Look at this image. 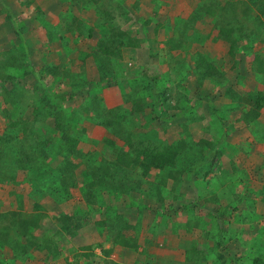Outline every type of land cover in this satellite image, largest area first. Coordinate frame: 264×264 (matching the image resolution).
Listing matches in <instances>:
<instances>
[{"label": "rangeland", "instance_id": "rangeland-1", "mask_svg": "<svg viewBox=\"0 0 264 264\" xmlns=\"http://www.w3.org/2000/svg\"><path fill=\"white\" fill-rule=\"evenodd\" d=\"M121 1L125 0H116V4L113 5L112 0H96L98 9L102 8L107 12H102V15L105 17L106 14L109 15L107 16L109 18L107 23L111 26H106V28L110 31L114 30V37L117 34L119 36L122 31L138 39V45L135 48L123 47L129 53L125 55V59L122 55V61L116 65L121 75L133 71L138 72L143 67L146 70L153 71L157 76H160V79L164 78L166 80L167 74H169L170 82H166L164 85L162 82L164 79L160 80V90L165 87L170 93L166 100L186 102L187 107L193 106L190 112L194 116H199V119L202 118V120L204 114L208 116L211 112L213 118H221L222 120L220 111H216V104H222L219 101L220 96L221 94L224 95L229 86H233L241 93L264 89V84L258 80L256 81L250 74L257 54H259L262 61L261 65L264 68V28L261 27L259 21L264 18V4L262 11L261 9L254 11L250 6L252 0H199L196 7L193 2L190 5L187 4V0H176L178 1L176 4L183 3V5L178 4L174 7L172 9L174 12H179L181 8L188 11L189 7H192L191 10L193 11L174 26H153V24L140 26L141 18L136 14H132L134 20L131 24L127 23L121 26L117 23L119 21L118 16H121L124 10L123 5H120ZM133 1L140 3V0ZM16 2L17 0H0V4H6L9 7L8 11L4 7V11L0 12V70L4 69L5 74L4 78L0 79V91H3L2 93H5L11 99V101L6 102L0 95V135L5 139L7 136H12L13 138L10 137V140L17 142L15 144L13 141L5 143L2 138L0 149L6 146L5 149L10 150L14 145L16 147L22 145L16 154L18 159L8 164V161L5 160L6 162H3L1 166L3 170L0 169V260L6 259L8 261L15 256V251L10 247L11 241H17L18 246L21 248H26L28 242L33 243L32 251L37 249L36 247L41 243L40 241L44 240L46 236L50 239L54 237V240L50 242L57 247L51 243L57 250L68 249V252L72 245L79 249L82 246L95 245L92 243L97 241L98 246L94 249L96 251L100 250L101 254L98 257H110V253L115 247L111 244V240L117 234V231L120 230L124 237L139 238L137 233L140 232L142 226H145L144 222L148 220L147 218L151 217L149 212L141 210L142 207L139 204L144 203L147 210L154 212L157 205L155 197L159 189L158 185H162L161 181L155 183L157 170L149 172L144 177L140 167L119 169L117 173L104 170V172H101L102 180L99 183L96 182V188H90L86 183L87 174L89 173L87 166L93 160L96 164L99 161L102 162V160L114 161L118 151L127 148L124 140L119 136L123 131L118 130L120 125L123 127L125 121L122 120L123 118L119 119L118 117L112 119V115H114L112 110L124 106V95L129 90L128 88L135 89L136 84L135 82L129 84V81L124 78L121 80L117 87L121 92L122 103L117 107H108L103 96L98 95L99 89H90L89 86H87L89 88L87 91L81 89L82 87L78 88L79 91L76 95L71 97L67 89L69 86L88 82V78H84L86 74L90 75L91 78H99L98 80L102 82L112 78L105 77L100 80L102 74L97 72L96 69L86 72L85 59L83 60V69L80 68L81 64L76 59L72 60L71 63L62 62L63 57L59 52L65 48L64 42L57 41L52 45L53 47L50 43H43L42 48L39 50L30 46L33 43L26 40L28 30L31 29L30 26H26V30L23 26L26 32L21 33V29L17 28V25L21 20L32 18L31 13L34 12L29 9L27 3H24L26 0H19L18 4ZM111 4L112 7L109 8ZM258 6L260 7L259 3ZM20 10L21 13H19ZM207 11L215 18L216 26L209 20L211 26H205L204 19L206 15L204 12ZM8 12L13 14L12 19L8 18ZM131 12L137 13L135 8ZM260 12L263 13L258 15ZM199 14L202 15V18L195 20L196 15L201 17ZM116 18L118 21H115ZM122 18L131 19L128 16L125 17V15ZM22 23L27 24L28 20ZM229 26H240L242 28L240 32L235 34L239 41L236 48L233 49V55L229 52L231 42L225 36ZM159 28L160 30H158ZM220 30H223L224 34L220 33ZM252 36L254 40L250 41ZM117 40L119 39L117 38L115 41ZM170 40L178 41L179 47L170 50ZM130 51L133 54H130ZM199 52L209 58L221 70L223 78L219 80L213 78L199 79L197 75V53ZM134 57L135 61H133ZM46 64L55 68L54 74L41 73L40 68ZM20 65H22V71L27 67L29 70H36V72L32 71L23 78L13 79L10 74L17 73ZM40 73L42 75L38 76ZM111 82L113 81L111 80ZM67 102L68 106H66ZM230 103L235 107L232 110L235 112L233 117L240 116V109L237 108L238 103L232 100H230ZM132 104L134 106L135 103L131 101L128 106ZM170 104L173 103H160L161 116L158 124L160 133L154 131V135L145 139L144 136H140V141H144V144L146 141L145 145L153 143V145L162 146L165 144H179L181 140H185L190 144V140L192 143H197L201 138L207 139L205 138V136H208L207 132L201 128L195 135H192L194 128H190V124H187L189 126L188 130L184 129L182 124L174 125L169 118V114L173 110L169 109ZM83 107H89L90 111L84 113L82 111ZM211 109L212 111H210ZM261 110L264 114V107ZM125 111L127 112L126 115L130 114L129 107ZM147 112L149 113L150 110H147ZM87 113L89 116L91 115V119L89 117L84 118ZM100 113L102 118L97 117ZM81 117L83 121L85 120V125L79 123ZM105 117L108 121L112 119L109 122L111 128L100 122H94V118L102 121L106 119ZM130 117L132 118V116ZM120 121H123V123ZM142 121H144L143 117L139 116L131 123L138 125V122ZM232 122L231 117L225 119L220 130L222 134L226 132V127L229 124L231 125ZM89 124H91V127L92 125L102 126L100 134L102 137L94 141L104 143L105 156L98 154L92 142L86 148L85 146H77L79 154H67L66 147L68 145H65L63 138L61 139L63 131L69 129L68 134L74 137L79 144H82L88 139V136H91ZM262 124L256 126L263 128ZM146 132L153 133L149 129H146ZM210 137L213 139L218 138L216 132L212 133ZM134 138L138 140L137 136ZM10 145L12 147H9ZM197 148L191 152L193 157L198 155ZM206 148L204 150H207ZM62 154L67 156L60 166L62 168L66 165L70 167L69 170L73 173L72 184H67L68 181L63 179L60 171H49L61 160ZM0 157H2L1 154ZM34 163L37 166L45 163L47 165L45 168L46 173L47 171L53 173L48 175L45 173L44 176L35 179V175L30 174L29 167H23L25 164L29 166ZM110 165L112 164L106 163L102 167ZM243 179L245 177L241 181ZM218 180L213 179V182H218ZM255 181L256 184L251 183V179L247 177L248 186L243 187L242 191H238V194L236 193L231 197V201H233L230 202V208L226 210L232 215L237 213L244 216L243 221L239 224L230 219L227 222H224V220L219 221L221 230H226V236H229V233L233 234L227 237L225 248L221 247L222 252L232 257L244 258V256H248L247 259L244 258V262L243 260L240 262H243V264H249L254 255L255 247L251 246L250 242H264L262 222H259L256 227L249 219V216L254 212H258L259 209H262V217H264V191L258 190L257 177H255ZM167 188L170 187L167 186ZM175 188H187V185L183 182L179 184L177 182ZM12 189L20 195L18 206H16L17 200L15 201V199L11 200V203L1 201L3 196L10 195L12 197ZM247 191H250L249 195L246 193ZM243 192L245 193L243 194ZM167 209L166 212L171 217L174 214L172 205L170 207L168 205ZM21 212L25 216L37 214V224L28 229L30 230L29 235L19 238L16 228L8 229L7 233L3 231L8 227L6 225L11 223L12 216H19ZM14 213H17V215H14ZM64 215L72 216L79 225L73 236L65 231L66 224H61L58 220ZM105 220L107 221L105 222ZM155 222L151 221L150 218L146 224L155 225ZM159 225L160 222L157 223V227ZM114 226H117V228ZM118 227H121V229H118ZM242 233L249 236L244 235L243 237ZM261 245L264 246L263 243ZM249 248L251 251H249ZM262 250L261 253L257 252V254L264 258V248ZM106 252L108 253L106 254ZM5 254L8 255L5 256ZM67 258L72 260V263L71 260L68 261L69 264H85L86 261V259H82L80 262H75L72 252H69ZM16 261H19V259Z\"/></svg>", "mask_w": 264, "mask_h": 264}, {"label": "crops", "instance_id": "crops-1", "mask_svg": "<svg viewBox=\"0 0 264 264\" xmlns=\"http://www.w3.org/2000/svg\"><path fill=\"white\" fill-rule=\"evenodd\" d=\"M18 1L19 0L16 2L17 4ZM187 1V4L192 5L191 2H193L195 7L198 6L196 3L199 2V0ZM257 1L263 6L264 0ZM176 2L178 1L140 0V3L133 0L129 2L127 0L121 1L120 5H123L124 10L121 13L122 15L118 16L119 21L117 18L115 21H118V25L121 26L127 23L131 24L134 20L132 14H136V16L141 18L140 26H149V24H153V26H174L178 21H182L193 11L191 10L192 7H189L188 11L181 8L179 12H174V10H172L174 7L178 4L181 6L183 5V3L176 4ZM24 3H27L29 9L34 12L31 13L33 17L25 19L28 20L27 24L22 23L25 20L19 21L17 26H25V30L26 26H30L31 29L30 31L28 30V34L26 35V40L33 43L30 46L39 50L42 48L43 43H50L51 47H53L52 45L57 41L61 43L64 42L65 48L59 52L63 57L62 62L71 63L72 60L76 59V61L81 64L80 68L82 67L83 69V60L85 59L84 64L86 65V72H89L91 69H96L97 72L100 73L94 52L97 50L98 46L104 45L105 39L109 38L112 32L107 30L106 26L111 25L107 23L108 21H106V19L104 20L106 17L102 15L103 13L100 11L101 8L98 9L96 0H26ZM254 3L255 0H252L250 4L251 8L254 11L260 9L258 3L255 5ZM112 4L115 5L116 0H112ZM112 4L109 8L112 7ZM0 5V12L4 11V7L6 9L8 8L6 4ZM134 8L137 13L131 12ZM19 13H21V10ZM262 13L263 12H260L258 15ZM204 14L206 15L204 19L205 26H211L210 22L216 26L213 15L208 11L204 12ZM124 15L131 19H123L122 17ZM201 18L202 15L201 17L196 15L195 20ZM158 30H160V28ZM128 53L126 49L124 50L122 48L124 59L125 55ZM130 54L133 53L130 51ZM135 60L134 57L133 61ZM89 76L90 75L86 74L84 77L85 79L88 78L89 88L99 89L98 95L101 94L103 96L108 107H117L121 105V92L117 85H109V87L106 86L102 88L98 83L99 78L95 79L90 76L89 79ZM90 83L91 85H89ZM71 89L72 86H69L67 89L69 94L73 96L76 95L72 93ZM219 101L222 102V104H216V111H220L219 113H221L220 116L222 120L221 118H213L211 112L208 116L204 114L203 120L202 118L199 119V116H195L194 120L190 118L191 121L189 120V122H187V124H190V128H194L192 135H195L201 128L207 132L208 136H205V138H207L206 140L211 142H224L223 153L220 155L219 159L214 162L215 165L211 167V171L205 177L197 175L195 183L189 182V184H186L187 188H177L171 192L170 194H172L174 198L170 195L165 198V210H168V205L169 207L172 205L173 208L174 214L171 217H169L170 214L167 212L164 217L161 212L159 213L156 210L154 212L146 210L151 215V221L156 222L155 225H147L146 222L150 219L147 218L148 220L144 222L145 226H142L140 232L137 233L139 238H133V240L136 241L135 246L115 244V247L110 253V257L107 258L98 257L101 252L100 250H95L98 255L94 258L92 257L88 264H160L165 261L167 264L171 257L178 259L183 258L185 249L190 248L192 242L197 243L198 241L201 244L202 240L199 241L198 239H201V236H204L206 231H212L213 229V232L217 233V225H220V220H224V222L229 221V216H226L227 213L219 209L227 210L230 208V202L233 201H231V197L236 193L238 194V191H242L243 187L248 186L247 177L251 179V183L256 184L255 177L259 174L260 164L262 159H264V141L256 140L253 132L254 125H246L243 123L241 121L242 114L233 117L235 112L232 110L235 109V107L230 103V99L228 100L226 96L221 94ZM66 106H68V102ZM212 109L210 111H212ZM84 116V118L87 117V115ZM229 117H231L233 122L231 125L229 124L230 126L228 125L226 127V132L222 134L220 130L223 127V122L225 119H229ZM263 119L264 114L263 110H261L259 121L262 123V121H264ZM79 123L86 124L82 117L79 118ZM172 123L178 125L179 120L177 122V119H174ZM88 127H91V124H89ZM101 127V125H92L91 136H88V139L82 142V144L78 143V146H85L86 148L91 144V141L102 137V135H100ZM214 132L217 133L218 138H215L218 139L217 141L210 137ZM243 177H245V179L241 181ZM213 178L219 179L218 182L214 183L212 180ZM228 184L231 185V188L227 186ZM257 184L259 186L258 190L261 189V185L258 182ZM252 186L255 189L253 184ZM166 190L168 191V189ZM244 193L245 192H243V194ZM246 193L249 195L250 191ZM8 196H3L1 201L10 202L15 199V201L17 200L16 206H18V197H20L18 192L13 190L11 194L12 197H10V195ZM231 218L232 221L239 224L235 216ZM158 222H160V225L157 227ZM259 222L261 223L260 220H256L253 221L252 224H255L257 227ZM96 242L97 241L92 244H97ZM202 244L204 245V242ZM29 252L30 254L25 256L23 264H43V261H45L44 264H69L68 261L71 260L67 258L69 255L68 249L59 250L55 254L47 252L41 253V251L37 249L32 251L29 250ZM7 255L8 254H5V256ZM207 257H209V264H218V261L211 255L207 254ZM108 258H112L113 260ZM17 262V264H20L21 260ZM85 264H87V262Z\"/></svg>", "mask_w": 264, "mask_h": 264}, {"label": "trees", "instance_id": "trees-1", "mask_svg": "<svg viewBox=\"0 0 264 264\" xmlns=\"http://www.w3.org/2000/svg\"><path fill=\"white\" fill-rule=\"evenodd\" d=\"M258 1L255 0L254 4H257ZM263 5V4H262ZM260 9H263V6L260 5ZM9 10V7L6 9ZM101 12H105V9H100ZM109 15L106 14V21L109 20L107 17ZM13 14L8 12V18L12 19ZM261 22V27L264 28V18L259 20ZM17 28L21 29V33L24 31L23 26H17ZM242 28L240 26H229L227 29V34L225 35L231 42L229 47V52L231 55L234 54V50L238 44V39L235 37L236 33L240 32ZM264 30V29H263ZM114 30H111V35L109 38L105 39L104 45L98 46L97 50L94 52L98 70L101 72L102 77L100 80H103L105 77L112 78L106 82H99L100 87H106L108 85H119L121 83V80L127 79L130 83L135 82L136 88H128L129 90L124 95V106L122 108H116L112 111L114 112V115H112V119L114 117H118L119 119H122L125 121V124L123 121H120L123 123V127L120 125L118 130L123 131L119 136L122 137L124 140V144L127 148L118 151V154H116V158L114 161H106L102 160V162H96L93 160L91 164L87 166V169L89 170L88 179H87V185L91 188L97 186V181L102 180L101 178V172H104V170H111L113 173H117V170L119 169H130V168H136L140 167L142 168V175L145 177L148 175L149 172L153 170H157V176L155 183H160L162 185H158V191L156 192V201L157 205L155 206V210L159 213L161 212L163 216H166V210H165V198L167 196H171L174 198L171 192L176 190L177 188V182L178 184L183 182V184H189V182H194L197 179V175H200L201 177H205L210 171L211 167L214 166V162H216L220 155L223 153V145L224 142H211L204 139H199L198 142L192 143L190 140V144L186 142L185 140H181L179 144H165L162 146H156L153 145V143L145 145L144 141H140V136H144V139L146 137H149L151 135H154V131H158L157 133H160V130L158 129V124L160 123V103H173L170 104L168 107L169 109H173L170 114L169 118L170 120L177 119V122L179 120L178 125L182 124L184 126V129L188 130L187 122L190 120V118L194 120L195 116L193 113L190 112L191 108L193 106L187 107L184 101H178V102H171V99H167L166 97L169 96V90L164 87V89L160 90V80L164 79L160 76H157L153 71L146 70L145 67L141 68L138 72L133 71L129 74H120V71L117 70L116 65L117 63H120L122 60V48L123 47H135L138 45V39L135 38V36H131L127 34L126 32H122L119 36H115L113 34ZM223 33V30H220V33ZM19 33V31H17ZM119 39L115 41L116 39ZM254 37L250 39V41H253ZM115 41V43H114ZM170 46L169 49L178 48L180 44H178V41L170 40L169 41ZM235 47V48H234ZM116 59V60H115ZM262 61L257 54L255 56V59L252 64V72L250 73L256 81H260L264 84V68L262 67ZM21 68V72H20ZM20 68L17 69V73L10 74L13 79L17 78H23L25 75H27L29 72H36V70H29L27 67L24 68L22 71V65H20ZM4 70V69H3ZM3 70H0V79L4 78V72ZM197 70H198V77L199 79H216L219 80L223 78V74L221 73V70L213 64V62L210 61L209 58L202 55L200 52L197 53ZM41 73L48 72L51 74L55 73V68L50 67L48 65H43L42 68H40ZM39 74L38 76H41L42 74ZM169 74H167L166 80H162L163 84L170 82V77H168ZM162 76V74H161ZM111 80L113 82H111ZM4 82V80H3ZM81 84V85H80ZM77 85L72 86V93L76 94L78 88L82 87L84 91H87L89 88L88 82L80 83ZM97 87V86H96ZM140 87V88H139ZM154 90V92H153ZM3 91H0V95L4 98L6 102L11 101L5 93H2ZM224 95L228 97L230 100L237 102L238 107L240 109L241 121L245 123L246 125H254V135L257 141H264V125L259 121V117L261 114V109L264 107V89L255 91L250 90L248 92L241 93L237 89H235L233 86H229L225 92ZM71 97L73 95L71 94ZM132 97V98H130ZM147 97V98H146ZM184 97V96H182ZM131 101L134 102L133 104L128 106ZM148 99V100H147ZM166 100V101H165ZM162 101V102H161ZM144 102V103H143ZM14 103V102H13ZM139 106V107H138ZM143 106V107H140ZM129 107L130 108V114L126 115L127 113L125 109ZM84 113L89 112L90 108L83 107L82 108ZM117 110V111H116ZM140 110V111H139ZM147 110H150L148 113ZM142 111V112H141ZM146 112V113H145ZM87 117L91 119V115L89 116L88 113L86 114ZM104 115V114H103ZM148 115V116H147ZM132 116V118L130 117ZM143 117L142 122H138L137 124L131 123L135 121L136 117ZM147 116V117H145ZM97 117L102 118V114L100 113ZM135 117V118H134ZM106 118V117H105ZM106 119L100 120L97 118H94V122H100L104 126H107L108 128H111V124ZM191 121V120H190ZM131 123V124H130ZM121 124V123H120ZM152 124V125H150ZM258 124H262L263 128H258ZM61 128V127H60ZM123 128V129H122ZM146 129H149L153 133H147ZM66 131H63L62 137L64 139L65 145H68L67 148V154H79L77 146L78 141L72 137L70 134H68L69 129H65ZM62 132V129H61ZM16 133V132H15ZM17 134V133H16ZM134 134V135H133ZM11 135V134H10ZM23 136V135H22ZM137 136L138 140L134 137ZM10 137L7 136L6 139L0 135V140L3 138L4 142L8 143L10 140ZM13 138V137H12ZM113 141V140H111ZM14 142V141H13ZM92 144L95 145L96 151L101 156H105L106 148L104 146V143L101 141H91ZM90 142V143H91ZM110 142V141H108ZM17 142H14V144ZM89 143V144H90ZM22 144V143H20ZM17 145V144H16ZM198 145V146H197ZM6 146H3L0 149V154L2 157H0V169L3 170V162H6L7 164L9 162H13L17 160V151L19 150V147L21 148L22 145H18L17 147L14 145L13 147L10 145L9 147H12L10 150L5 149ZM190 147V148H189ZM192 147H194L192 149ZM198 147V148H197ZM207 147V150H204V148ZM197 148L198 155L194 156L191 154L194 149ZM206 151V152H205ZM184 152V154H182ZM208 153V154H205ZM93 155V154H92ZM91 155V157H92ZM66 154H62L61 160L57 163L56 166H53V169L49 170H58L61 172V175L64 180H67V184H72L73 179V173L69 170V166H65L62 168L60 166L63 159L65 160ZM69 161L67 162V164ZM110 163L112 165L107 167H102L103 164ZM4 164V165H7ZM38 164V162H37ZM37 164L29 165L25 164L23 167H29L30 174L35 175L34 178L37 179L41 176H44L46 173V164H42L40 166H37ZM261 167L258 172H264V159H262ZM8 166V165H7ZM61 167V168H60ZM60 168V170H59ZM47 171V175L51 174L53 172ZM100 172V173H99ZM86 175V176H87ZM97 179V180H96ZM214 179V178H213ZM212 179V180H213ZM263 179V178H262ZM70 180V181H69ZM215 183V182H214ZM161 186V187H160ZM170 187V188H167ZM228 187L231 188V185L228 184ZM226 186V187H227ZM110 188V187H109ZM168 189V191L166 190ZM145 204H139L140 207H142V211L144 210ZM264 205V204H263ZM221 211L226 212V216H229L228 218L232 220V216L236 217V220L239 222H242L244 219V216H241L240 214H230L224 209H219ZM139 213V212H138ZM161 214V215H162ZM14 215H17V213H14ZM37 214H32L30 216L22 215V212L19 216H12L11 223L7 224L8 226L6 229H3L7 233L8 229L16 228L17 229V235L20 238L22 236H28L30 233V227H34L37 224ZM108 215V214H107ZM231 216V217H230ZM262 209H259L258 212H254V214L249 216L250 222L260 220L263 223L264 228V217H262ZM261 218V219H260ZM59 222L61 224H66L65 231L69 233V235H74L75 230L77 228L78 223L72 216L70 215H64L58 218ZM107 220H105L106 222ZM4 227V226H1ZM117 228V226H114ZM118 229H121V227H118ZM120 231V230H119ZM117 231V234L113 237L112 241L116 244H122V245H133L135 246L136 241L133 240L132 237H124L121 233ZM226 230H221L220 225H217V233L212 231H206L204 236H201V239H198L199 241L202 240L201 244L197 241V243L192 242L190 245V248L185 249V255L183 258L178 259L175 257L169 258V261L167 264H209L207 257L208 255H211L213 258H215L218 261V264H243L245 259L248 258V256H244V258H240L239 256H228L225 252H222V248H225V242L227 240V237L232 236V233H229V236L225 234ZM243 234V233H242ZM264 233H262L263 235ZM1 235V230H0ZM246 237L249 235L243 234ZM261 238V237H260ZM51 240H54V237L51 239L46 236L44 240L40 241L41 243L38 245L37 250L42 252H51V253H57L59 250H57L56 246L50 242ZM204 242V245L202 244ZM56 247H54L52 244ZM264 244V242H262ZM262 243L258 241L250 242L251 246L255 247V250L253 251V257L251 259V262L249 264H264V258L257 254V252H262L264 246L261 245ZM249 244V243H248ZM33 243L30 244L28 242V245L26 248H21L18 246L17 241H11L10 247L12 250L15 251V256L11 258L10 260L2 259L0 260V264H17V259L21 260L20 264H23V260L25 259V256L29 255ZM115 245V244H114ZM36 250V249H34ZM70 252L74 255L75 262H80L82 259H88L85 261V263L89 262L93 255L95 253L92 250L91 245L82 246L79 249L72 245L69 249ZM192 251V253H191ZM249 251L251 249L249 248ZM108 253V252H106ZM243 260L242 263H240ZM231 261H234L233 263ZM72 263V260L70 261ZM160 264H166L165 262H162ZM246 264V263H244Z\"/></svg>", "mask_w": 264, "mask_h": 264}, {"label": "clouds", "instance_id": "clouds-1", "mask_svg": "<svg viewBox=\"0 0 264 264\" xmlns=\"http://www.w3.org/2000/svg\"><path fill=\"white\" fill-rule=\"evenodd\" d=\"M257 177V179H258V183L261 185V187H263V188H261L260 190L261 191H264V172L262 173V172H259V174L256 176ZM263 178V179H262ZM147 210V208H145L144 207V210L143 211H146ZM262 225H263V223H262ZM111 243L114 245V244H116V243H114L112 240H111ZM92 246V250H93V252L95 253V255H93V258L94 257H96L98 254L95 252V249H94V247H96V246H98V244H95V245H91ZM70 252V251H69ZM107 254V253H106ZM108 259H111V260H113L112 258H108Z\"/></svg>", "mask_w": 264, "mask_h": 264}]
</instances>
